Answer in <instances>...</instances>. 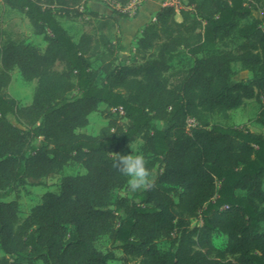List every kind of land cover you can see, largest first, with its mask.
Wrapping results in <instances>:
<instances>
[{
    "label": "trees",
    "instance_id": "16d2710c",
    "mask_svg": "<svg viewBox=\"0 0 264 264\" xmlns=\"http://www.w3.org/2000/svg\"><path fill=\"white\" fill-rule=\"evenodd\" d=\"M2 1L47 46L0 34V264H109L117 252L129 264H264V132L213 124L257 101L264 129V0L165 6L129 64L116 31L133 0H105L114 6L106 19L93 0ZM87 17L92 31L78 41L61 22ZM183 54L193 64L173 69ZM235 64L248 81L235 79ZM14 70L36 82L28 105L8 92ZM101 108L107 126L81 132ZM139 141L152 186L115 199L129 185L120 154ZM72 162L85 174L64 177L25 219L17 200L2 201L5 191L44 187Z\"/></svg>",
    "mask_w": 264,
    "mask_h": 264
},
{
    "label": "rangeland",
    "instance_id": "374dc122",
    "mask_svg": "<svg viewBox=\"0 0 264 264\" xmlns=\"http://www.w3.org/2000/svg\"><path fill=\"white\" fill-rule=\"evenodd\" d=\"M181 0H179L178 9L181 7ZM92 12L97 13L101 18L106 19L109 14L112 13L113 8L109 5L105 0H93L90 2ZM89 17L78 20H67L65 18H61V22L66 30L74 37L76 41L79 40L80 36L84 32L92 31L93 26L88 22ZM5 32L6 35H11L13 37L20 35L23 37L27 43L39 49L43 52L46 49L47 43L44 41L43 37L37 36L33 33V29L26 19V17L16 11L11 10L7 5L4 4L2 0H0V34ZM116 35L120 37L118 31H116ZM3 36V35H2ZM237 44V42H235ZM240 43V41H238ZM134 48L132 47L130 50L124 52L121 55V63L129 64L133 60ZM193 64V60L190 56L183 54L177 57L172 62L173 69L187 68ZM101 63L99 61H94L93 67L98 69ZM235 71V79L238 81L246 82L250 79L251 73L244 70L240 64L234 65ZM36 88V82H27L25 81L20 72L18 70H14L12 72V82L8 88V92L10 95L15 98L21 105H28L32 102L34 92ZM262 102L259 103L257 101H248L244 107L231 112L229 118H225L221 115H217L214 117L213 124L221 125L224 127H237L249 130L253 133H263V127L256 123L254 119L258 115L261 110ZM101 111L93 114L90 117V125L81 130L83 133H87L89 135L96 136L100 133L101 129L106 127L108 121L104 118ZM39 144V142L37 143ZM141 145L142 142H137L127 147L124 154H130L132 151L136 154L141 155ZM85 169L82 165L77 163H70L60 174L57 176L47 179L45 181L44 187L39 188H31V187H21L17 190V192H3L2 201H13L17 200L19 202L20 207V217L25 219L31 212L32 208L42 202V197L44 194L48 192H52L58 194L60 192V183L64 177L67 176H76L85 174ZM136 191H132L128 185V187L122 191H118L115 193L114 198L117 197H132ZM197 222L194 221L193 224ZM227 244V238L221 234H217L214 237V245L219 250L225 251ZM96 247L99 251L106 252L110 248V240L107 236H101L97 242ZM159 249L162 252L167 251L170 248V244L166 241H161L158 244ZM3 256V253L0 249V257ZM118 260L110 262L109 264H129L122 261L120 258L122 254L117 252ZM134 264V263H130Z\"/></svg>",
    "mask_w": 264,
    "mask_h": 264
},
{
    "label": "crops",
    "instance_id": "0c3cea01",
    "mask_svg": "<svg viewBox=\"0 0 264 264\" xmlns=\"http://www.w3.org/2000/svg\"><path fill=\"white\" fill-rule=\"evenodd\" d=\"M165 6H169V0H133L124 8L123 12L130 14V17L128 19L117 18V31L122 43L126 46V51L132 47L135 49L137 36L147 24L155 20L159 10ZM111 7L114 9V6L111 5ZM89 8L93 10L90 4ZM177 19L180 20V17Z\"/></svg>",
    "mask_w": 264,
    "mask_h": 264
},
{
    "label": "clouds",
    "instance_id": "9594fccd",
    "mask_svg": "<svg viewBox=\"0 0 264 264\" xmlns=\"http://www.w3.org/2000/svg\"><path fill=\"white\" fill-rule=\"evenodd\" d=\"M117 166L128 178L132 191L147 189L152 186L153 173L147 167L144 157L133 151L130 154H120Z\"/></svg>",
    "mask_w": 264,
    "mask_h": 264
},
{
    "label": "built area",
    "instance_id": "2783aa9c",
    "mask_svg": "<svg viewBox=\"0 0 264 264\" xmlns=\"http://www.w3.org/2000/svg\"><path fill=\"white\" fill-rule=\"evenodd\" d=\"M179 0H169V6H174L178 9Z\"/></svg>",
    "mask_w": 264,
    "mask_h": 264
}]
</instances>
